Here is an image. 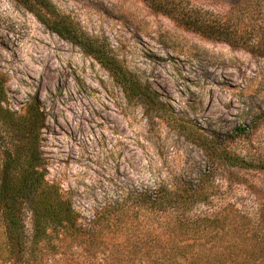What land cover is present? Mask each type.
Returning a JSON list of instances; mask_svg holds the SVG:
<instances>
[{
  "label": "rangeland",
  "instance_id": "1",
  "mask_svg": "<svg viewBox=\"0 0 264 264\" xmlns=\"http://www.w3.org/2000/svg\"><path fill=\"white\" fill-rule=\"evenodd\" d=\"M52 1L153 89L158 107L128 97L97 59L18 1L0 0L4 105L18 115L40 106L46 179L73 201L85 228L77 236L53 233L32 248L34 216L24 204L33 264H160V252L146 254L145 244L154 245L156 231L165 237L178 213L152 212L138 196L178 190L209 173L212 196L190 217L237 210L263 224L264 0H187L233 20L242 32L237 45L188 29L144 0ZM7 144L1 133L0 164ZM219 146L255 166L224 165ZM5 239L0 225V264H26L2 256Z\"/></svg>",
  "mask_w": 264,
  "mask_h": 264
},
{
  "label": "trees",
  "instance_id": "2",
  "mask_svg": "<svg viewBox=\"0 0 264 264\" xmlns=\"http://www.w3.org/2000/svg\"><path fill=\"white\" fill-rule=\"evenodd\" d=\"M16 1L33 12L52 32L97 59L122 85L128 97L139 99L153 109L158 107L156 92L138 81L103 45L88 37L52 0ZM144 1L155 11L206 37L233 45L242 38V32L233 20L209 15L191 6L187 0ZM7 101V79L0 69V134L8 138L0 164V225L6 228L2 249L8 257L4 252L1 254L4 258L15 256V260L33 264L36 255L33 250L28 253L22 219L24 204L30 206L34 216L32 248L51 238L53 233L77 236L85 228L73 201L57 184L46 179L40 144L45 117L40 106L31 103L24 115H18L4 105ZM218 150L223 149L219 146L215 152ZM219 158L224 165L255 166L226 150ZM260 168L264 169V166ZM214 185L215 177L209 173L198 183L183 184L184 188L178 190L164 188L151 195L138 196L139 202L152 212L161 214L172 210L178 213L165 237L162 231H156L158 238L154 245L145 244L146 254L158 256L160 252V264H264L262 220L257 225L248 217L239 216L237 210H227L214 217L189 216L195 205L210 199L212 195L208 191Z\"/></svg>",
  "mask_w": 264,
  "mask_h": 264
}]
</instances>
